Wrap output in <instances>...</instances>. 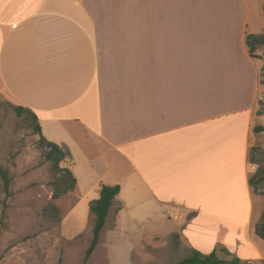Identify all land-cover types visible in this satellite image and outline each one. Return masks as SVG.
<instances>
[{
	"label": "crops",
	"instance_id": "0c3cea01",
	"mask_svg": "<svg viewBox=\"0 0 264 264\" xmlns=\"http://www.w3.org/2000/svg\"><path fill=\"white\" fill-rule=\"evenodd\" d=\"M250 13V0H0V99L35 113L75 181L119 186L113 229L137 206L143 227L181 223L186 258L264 264Z\"/></svg>",
	"mask_w": 264,
	"mask_h": 264
},
{
	"label": "rangeland",
	"instance_id": "374dc122",
	"mask_svg": "<svg viewBox=\"0 0 264 264\" xmlns=\"http://www.w3.org/2000/svg\"><path fill=\"white\" fill-rule=\"evenodd\" d=\"M261 2L250 0L248 32L252 35L260 33L264 26ZM259 36L264 39V29ZM259 41L254 44L253 55L261 62L259 81L263 97L255 107V127L260 131L253 132L248 166L251 175L259 169L264 177V44ZM13 106L11 101L0 99V168L11 179V196L7 197L0 178V264H57L59 260L61 264H82L92 236L89 207L98 199L99 185H92L90 178L76 170L75 191L53 201V184L65 181L66 177L50 172L36 146L38 136L29 119L17 117ZM98 182L109 185L103 179ZM259 187L264 194L263 183ZM257 196L264 202V196ZM116 203L113 201L98 244L86 264H174L186 258L187 252L179 241L181 223L143 227L127 216L137 209L132 206L113 229ZM50 205H55L58 213ZM151 234L160 236L150 241Z\"/></svg>",
	"mask_w": 264,
	"mask_h": 264
},
{
	"label": "trees",
	"instance_id": "16d2710c",
	"mask_svg": "<svg viewBox=\"0 0 264 264\" xmlns=\"http://www.w3.org/2000/svg\"><path fill=\"white\" fill-rule=\"evenodd\" d=\"M259 44H264V39L259 35H247L245 40V45L248 51V54L251 58L257 59L258 57L253 55L254 44L258 41ZM264 70V67H263ZM13 111L15 112L17 117L25 116L29 119L30 127H32L33 133L38 136V140L36 146L39 150L42 151L43 159L45 162L49 164L50 172L53 175L63 174L66 177L65 181L60 183L53 184V193L51 199L53 201L58 200L61 197H64L66 194L74 191L76 186V181L73 178L70 170L66 167L68 152L56 145L44 139L41 134V130L38 124V119L33 111L30 109L21 107V106H13ZM260 131L259 127H255L253 129L254 133H258ZM253 160V158H252ZM264 162V159H263ZM61 164H64V167H60ZM0 178L3 184V189L7 197L11 196L9 187L11 183V179L8 177L6 171L0 168ZM263 183L264 186V177L261 174V171L257 169V171L252 174L248 179L249 186L253 189V192L257 195H262L260 192L259 185ZM120 188L118 185L108 186V185H99L98 187V199L90 204L89 213L92 219V229H91V241L84 253L82 264H86L92 252L95 250L101 231L103 230L106 222V218L109 214L110 208L112 207V203L114 199L119 195ZM49 208L53 210L55 213H58V209L55 205H50ZM121 208H116L115 214ZM255 235L264 240V208L263 212L255 224L254 227ZM57 264H61V260L58 261ZM174 264H241L237 259H233L231 261H222L219 260L216 252L213 251L208 255H202L197 251H194L193 254L187 258H184Z\"/></svg>",
	"mask_w": 264,
	"mask_h": 264
}]
</instances>
